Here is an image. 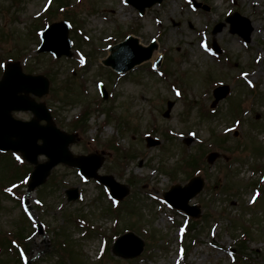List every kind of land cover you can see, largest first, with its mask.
<instances>
[{
	"label": "rangeland",
	"instance_id": "374dc122",
	"mask_svg": "<svg viewBox=\"0 0 264 264\" xmlns=\"http://www.w3.org/2000/svg\"><path fill=\"white\" fill-rule=\"evenodd\" d=\"M66 1H71L72 10L58 14L55 21L76 16L82 32L80 50L71 46V57L57 59L36 53L39 42L33 33V18L50 0H0V59L16 60L23 71L49 79V90L36 100L54 112L53 122L67 133L73 128V118L89 106L84 115L87 127L75 133L69 150L74 155L94 153L101 158L97 173L111 175L126 186L128 194L121 201L128 203L118 219L102 194L104 186L82 178L74 167L56 165L46 181L31 190L29 203L36 228L27 246V262L232 264L228 250L248 228L251 239L243 243L245 252L261 263L264 197L251 207L246 204L255 196L250 182L261 178L254 168L264 167V0H192L198 7L190 0H162L143 15L124 0ZM235 11L250 20L249 43L231 33L225 20ZM218 23L223 26L213 33ZM119 33L136 36L142 45L156 39L157 55L116 76L101 61L108 54L107 46L122 38ZM212 41L220 54L211 49ZM161 55L159 67L153 68V61ZM170 82L177 86L172 88ZM220 84L224 85L221 91L227 87V93L216 100L213 93ZM200 105L216 112L201 114ZM11 116L29 120L32 114L14 111ZM237 117L240 121H233ZM147 135L159 143L147 147ZM213 142L217 143L214 147ZM210 152L217 153L211 163L205 160ZM203 153L204 171L199 177L204 187L189 201L198 205V214L189 235L193 241L183 260L179 240L187 216L167 205L162 193L174 183L183 186L193 169L189 159ZM45 160L43 155L37 157L40 163ZM28 167L33 169L31 164ZM15 171L9 160L6 170H0V185L17 179ZM72 187L79 196L67 200L65 190ZM37 195L43 206L37 204ZM20 209L13 198L0 192V230L14 227L22 216ZM38 224L42 232L37 231ZM114 230L132 231L141 238L140 255L123 259L111 251L101 254ZM0 260L18 264L8 253Z\"/></svg>",
	"mask_w": 264,
	"mask_h": 264
},
{
	"label": "water",
	"instance_id": "95a60500",
	"mask_svg": "<svg viewBox=\"0 0 264 264\" xmlns=\"http://www.w3.org/2000/svg\"><path fill=\"white\" fill-rule=\"evenodd\" d=\"M131 2V0H128ZM160 0H147L135 2V6L143 11L144 7L150 6L153 2ZM242 20V26L246 31L240 30L239 25L235 24V19ZM231 32H237L245 40H248L251 27L249 21L234 13L229 17ZM244 23V24H243ZM222 24L218 25V30ZM58 34V36H57ZM43 41L38 51H52L57 56L69 54V42L67 40V29L63 23L53 24L42 34ZM59 40L62 48H59ZM143 48L138 45L137 39L128 36L125 41L115 45L110 49L111 54L103 61L105 65L111 66L117 71H126L135 64L148 58L152 48ZM225 88V87H224ZM216 89V100L224 97L227 87ZM48 90V81L40 75L25 74L21 71L18 63H11L5 67L0 80V149L20 151L24 159L34 164L28 184V191L33 190L42 184L48 176L52 167L58 163L77 166L87 177H94L110 188V192L117 198H122L127 189L116 183L112 176H100L96 170L101 165V159L95 154L87 156H73L68 145L74 142L73 134H67L57 128L52 122L51 116L43 103L35 102L28 93L41 96ZM12 110H30L34 117L29 121H21L11 116ZM40 120H45V124H40ZM38 140L41 143L38 144ZM150 140L149 145L156 144ZM43 154L47 160L38 163L37 156ZM216 155L212 153L210 160ZM202 187L201 179H193L183 188L177 185L173 190L181 193L179 197H174L173 193H166L165 199L175 207H182L186 212L188 207L187 200L194 196ZM68 200L76 199L78 193L76 189L66 191ZM143 248V241L132 232L119 236L112 246L115 255L121 257H135Z\"/></svg>",
	"mask_w": 264,
	"mask_h": 264
},
{
	"label": "trees",
	"instance_id": "16d2710c",
	"mask_svg": "<svg viewBox=\"0 0 264 264\" xmlns=\"http://www.w3.org/2000/svg\"><path fill=\"white\" fill-rule=\"evenodd\" d=\"M57 2H58V4H60V0H58ZM54 16H55V13H54L53 9H50L47 12V14L42 15V17H44L45 21H47V22L51 21V19ZM88 110H89V108L85 109L83 111V114L80 116V118L78 120L74 121L73 128H80V130H82V131L85 130V128H86V120H84V118H85L84 115L87 113ZM221 142L222 141L218 142V145L221 144ZM194 156H195L194 159L193 158L189 159V164L193 168L191 170V173H193L197 169H200L201 168V164L203 165L202 156L201 155H197V156L194 155ZM4 158H6V159H4ZM13 159H14V156L12 154H10V153H3V154L0 153V170H4L5 171L6 167L8 166V161L9 160L12 161ZM1 161H2V163H1ZM15 169H17V171H15L17 179H14V181H16L14 184L19 183L20 187L18 186L14 190H16L18 192V195H20L21 194L20 189L24 185L23 184V179L30 172V169H29L28 165L25 164V163H23L20 168L15 167ZM14 181H12V182H14ZM12 182H10V183H12ZM5 185H7V184H5ZM5 185H0V192H2L3 194H7V192H8L7 189H4ZM10 190H11V188H10ZM38 197L40 199H42L40 195H38ZM19 224H22V223H19ZM244 229H245V227H244ZM25 230H26V227L23 226V224L22 225H18L17 224V226L15 227V230L13 232H11V231H9V232H0V246L3 247V248H6V247L10 248V251H12V252H10L9 254H12L13 256H15V259L18 260V264H21V260H20V258L18 256L17 247L18 246L21 247L22 243L24 242V232H25ZM246 230H247V228L245 230H243L244 231L243 232L244 239H242V238L240 239V241L238 242V245H237V247L235 249L236 260L237 261L245 260L244 259V255H246V252H245L246 246L243 243L245 242V239L249 240L251 238V235H249L250 233H248ZM65 246L69 247V245L67 243H65ZM107 249H109L108 246H107ZM16 257H18V258H16ZM246 257H247V255H246ZM243 263L244 264H249L248 262H243ZM1 264H8V262L5 261V260H2ZM233 264H235V263H233ZM239 264H241V263H239Z\"/></svg>",
	"mask_w": 264,
	"mask_h": 264
},
{
	"label": "bare ground",
	"instance_id": "6f19581e",
	"mask_svg": "<svg viewBox=\"0 0 264 264\" xmlns=\"http://www.w3.org/2000/svg\"><path fill=\"white\" fill-rule=\"evenodd\" d=\"M157 55V52L153 53V57H155ZM261 197V195H259V197L257 198V200L255 201V203L258 201V199Z\"/></svg>",
	"mask_w": 264,
	"mask_h": 264
},
{
	"label": "snow or ice",
	"instance_id": "6c2138e0",
	"mask_svg": "<svg viewBox=\"0 0 264 264\" xmlns=\"http://www.w3.org/2000/svg\"><path fill=\"white\" fill-rule=\"evenodd\" d=\"M177 95H179V93H177ZM15 158H16V160L23 162V161L21 160V157H20V156H16Z\"/></svg>",
	"mask_w": 264,
	"mask_h": 264
}]
</instances>
